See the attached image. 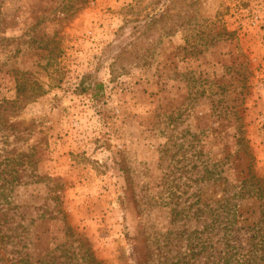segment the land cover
Instances as JSON below:
<instances>
[{
	"label": "rangeland",
	"instance_id": "obj_1",
	"mask_svg": "<svg viewBox=\"0 0 264 264\" xmlns=\"http://www.w3.org/2000/svg\"><path fill=\"white\" fill-rule=\"evenodd\" d=\"M238 136L264 178V0H0V264L175 255Z\"/></svg>",
	"mask_w": 264,
	"mask_h": 264
},
{
	"label": "trees",
	"instance_id": "obj_2",
	"mask_svg": "<svg viewBox=\"0 0 264 264\" xmlns=\"http://www.w3.org/2000/svg\"><path fill=\"white\" fill-rule=\"evenodd\" d=\"M16 85L20 92L21 83ZM101 87V84H94L96 91ZM235 146L247 159L244 175L230 180L221 171L218 172L213 181L217 183L220 193L213 201L214 207L208 202L210 198H206L194 211L190 210L191 205L179 211L170 210L172 220L178 217L198 219L202 226L200 229L185 230L186 234H183L184 231L172 232L179 236L169 237L167 246L173 241L174 246H178V242L183 241L184 247L176 250L171 257L158 247L155 253L158 264H200L202 259L203 264H264V178L253 169V157L243 136L237 137ZM209 174V170H206V181L211 180ZM4 214L0 210V216ZM71 241L74 243L73 250L64 249L63 255L49 252L35 262L64 264L67 259H75L73 264H102L96 259L86 237L78 235ZM131 251L134 264H146L151 258V251L146 248L142 253L136 244Z\"/></svg>",
	"mask_w": 264,
	"mask_h": 264
}]
</instances>
